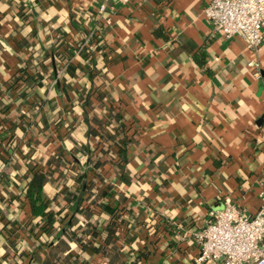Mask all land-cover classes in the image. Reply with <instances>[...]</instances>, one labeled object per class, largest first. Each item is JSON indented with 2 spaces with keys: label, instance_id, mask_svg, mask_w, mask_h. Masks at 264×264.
Returning <instances> with one entry per match:
<instances>
[{
  "label": "crops",
  "instance_id": "crops-1",
  "mask_svg": "<svg viewBox=\"0 0 264 264\" xmlns=\"http://www.w3.org/2000/svg\"><path fill=\"white\" fill-rule=\"evenodd\" d=\"M208 1L0 0V264H197L191 231L211 210L228 196L247 214L260 208L264 44L257 52L242 36L216 32L203 12ZM22 76L23 87L9 86ZM91 89L85 122L79 96ZM10 121L19 126L15 139ZM100 141L123 160L106 163L91 190L108 204L101 214L91 204L99 226L113 206L126 216L125 234L99 239L109 254L75 237L59 243L67 230L85 241L89 232L81 215L73 220L77 201L68 206L56 194L54 176L67 167L88 182L93 162L84 145L94 150ZM32 181L43 186L38 216L28 198ZM49 212H57L56 227L46 231Z\"/></svg>",
  "mask_w": 264,
  "mask_h": 264
},
{
  "label": "built area",
  "instance_id": "built-area-1",
  "mask_svg": "<svg viewBox=\"0 0 264 264\" xmlns=\"http://www.w3.org/2000/svg\"><path fill=\"white\" fill-rule=\"evenodd\" d=\"M114 1L127 4L133 0ZM106 7L107 1L100 6L101 10ZM203 12L216 32L227 38L242 36L253 50L262 49L264 0H209ZM250 65L256 67L255 75H259V61L252 60ZM261 186L263 204L254 214L243 212L228 196L222 208L211 210L202 225L191 231L199 248L197 264H264V179ZM92 208L98 209L95 205Z\"/></svg>",
  "mask_w": 264,
  "mask_h": 264
},
{
  "label": "trees",
  "instance_id": "trees-1",
  "mask_svg": "<svg viewBox=\"0 0 264 264\" xmlns=\"http://www.w3.org/2000/svg\"><path fill=\"white\" fill-rule=\"evenodd\" d=\"M70 35V33L68 34ZM27 42L25 37H20V39L16 42L17 46L22 48L23 45ZM91 42V46H99V40L92 38L90 40ZM93 49L95 50L96 48L93 47ZM60 51V50H59ZM84 51V50H83ZM92 52V50H91ZM95 54V52H93ZM56 55H60L59 52H55ZM92 55L91 57L89 56L88 59H90V62L92 64V67L94 68V71H92L90 78L91 81L93 83H95L98 80L99 77V73H98V67L96 66V64L98 63V59ZM97 67V68H96ZM24 81V76L18 77L17 79H15L13 81L12 84H10L9 86H11V88L13 89H20L21 87L24 86V83L21 82ZM65 86L67 85V87H70V85H68L69 83L64 82ZM26 86V85H25ZM93 88V87H92ZM93 91V89H91L90 91H85L81 92L80 96H79V102H81V104L84 106L85 108V116H84V120L85 122H90L88 120V116H87V107L90 106L91 104V100H92V96H91V92ZM71 99L73 98V95H71L70 97ZM33 105V103H32ZM72 105H74L73 101L68 105V108H70ZM40 107L33 105L32 109L35 110H39ZM31 109V110H32ZM109 115H112V112H109ZM118 115V114H117ZM24 121H28L30 122L31 117L29 115H24L23 116ZM118 118V116H117ZM93 121L98 123V124H102L104 123V121L102 119H98V118H93ZM11 123V124H10ZM9 124L6 123L7 129L12 128L14 130V133H12V139H15L14 137L16 136V129L17 127H19L16 123L12 124V122L10 121ZM69 129H75V125L73 123H70L69 125ZM68 130V129H67ZM68 133V131L66 133H64L65 135ZM70 135V134H69ZM71 137V136H68ZM92 144V143H91ZM91 144H85L84 147H86V149L88 150L89 156L88 159L89 161L93 162V168H89V179L86 185V188L84 190V193L82 195V199L78 205V209L73 217L74 221H77L80 219L79 215L82 216V219L84 220V222L86 223V229L83 230L84 231H88L89 232V240L85 241L80 237H77V231H70L67 230L66 232H64V234L62 235V238L60 239L59 243H67L66 239L64 238L65 236L69 239L70 237H75L79 243H81L83 245V248H86L87 246H91L92 248H94V250H99L102 251V253L104 254H109L108 251L104 250L103 247L106 248V245L104 244V242H101L100 237H106L107 239L111 236H114L117 232H120V234H125L126 231L128 229L124 228V224H123V220H124V210L123 209H119L118 210V206H113L112 210V217L110 218V220L102 226H99L98 221L95 222V220H92V214L94 213L93 211H95L92 208V203H96L100 209H98L99 211H97L98 214H101L103 212H105L106 208L108 207V204H98L97 202H95L93 195H92V188L93 186L97 183L98 180H100L101 182L104 180V165L106 163H116L119 160L117 158H114V153L113 151H111V147L107 146V148H105V146L100 145V142H97V145H95V149L92 150L91 149ZM93 145V144H92ZM51 162L52 163H57L60 166V163H58V161L56 160V157L51 155ZM121 159V158H119ZM123 160L121 159V162L119 161V164H122ZM70 168L67 167H63V169H61V173L62 174H57L55 171L53 172V174H55L54 178L55 180L58 181L59 183V189L57 190L56 194L58 195H62L64 197V199H66V203L68 204V206H70V204L72 202H75L78 200L79 197V190H81L82 185H83V175H78V176H72L70 173ZM91 173L95 174V176H92ZM97 180V181H96ZM42 189L43 186L42 184L38 185L36 183H34L33 181L31 182L30 188H29V192H28V198L30 200L31 203V209H32V215L33 216H38L41 214V212L44 211L45 209V203H39L38 201L41 200L42 198ZM104 194V192H103ZM64 209H61L58 211V213H62ZM122 212H121V211ZM57 212H49L48 216H47V221L46 224L44 225V228L46 231H50L51 229H55L56 226L53 225V222L55 220V214ZM124 216V217H123ZM58 217V216H57ZM75 218V219H74ZM58 221V220H57ZM55 223V222H54ZM145 226L148 227V229L150 230V232H152L154 230L155 224L151 223V221L149 222V220L147 222L144 223ZM123 226V228H122ZM122 228V229H121ZM78 230H82V228H78ZM100 239V240H99ZM96 240H99V245H95ZM85 241V243H84ZM146 241V240H145ZM147 242V241H146ZM145 242L144 247H146L145 245H147V243ZM69 243V242H68ZM114 246H112L113 248H118V246H116L115 244H113ZM68 257V256H67ZM47 264H54V260L53 261H48Z\"/></svg>",
  "mask_w": 264,
  "mask_h": 264
},
{
  "label": "water",
  "instance_id": "water-1",
  "mask_svg": "<svg viewBox=\"0 0 264 264\" xmlns=\"http://www.w3.org/2000/svg\"><path fill=\"white\" fill-rule=\"evenodd\" d=\"M55 71H56V65H55ZM56 73H57V71H56ZM57 84H58V86L60 85V80L59 79L57 81ZM86 185H87V177L85 176V179H84V182H83V186H82V188L80 190L79 197H78V200H77V206L79 205V203H80V201L82 199V195L84 193Z\"/></svg>",
  "mask_w": 264,
  "mask_h": 264
}]
</instances>
